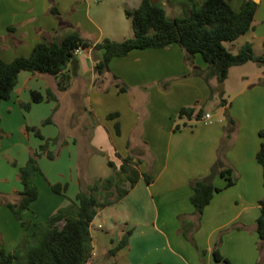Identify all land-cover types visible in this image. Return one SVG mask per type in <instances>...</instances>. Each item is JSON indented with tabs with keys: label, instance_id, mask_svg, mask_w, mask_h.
I'll return each mask as SVG.
<instances>
[{
	"label": "crops",
	"instance_id": "0c3cea01",
	"mask_svg": "<svg viewBox=\"0 0 264 264\" xmlns=\"http://www.w3.org/2000/svg\"><path fill=\"white\" fill-rule=\"evenodd\" d=\"M125 1L131 5L129 9L141 2ZM229 1L239 10L244 0ZM256 1L252 28L225 42L233 53L247 42L253 44L256 54L264 53V0ZM172 2H183L184 9L189 8L188 0ZM98 4L96 0H0L1 57L12 61L16 56H28L37 43L62 39L76 29L94 43L101 41L107 36V18L93 16L92 8ZM52 6H57L59 15L51 12ZM87 53L85 61L77 60L76 70L72 63L65 66V70H72L67 89H59L55 75L22 70L11 97L0 102V128L8 134L0 138L1 193L12 201L18 199L23 189L19 167L46 139L49 150H59L54 158L46 153L39 158L41 170L35 176L39 197L22 212L23 218L31 221L29 228L0 203V248L3 245L13 251L34 231L35 222L50 219L77 201L82 182L103 177L92 175L91 158L101 152L98 143L104 139L113 151L109 161L114 168L119 169L129 154L135 161L141 160L134 165L140 178L122 200L96 214L91 224L92 253L85 264H226L214 256L219 238V249L231 264H256L264 259V246L256 230L264 198L263 167L256 157L263 143L264 66L254 61L232 66L222 87L216 77L207 82L193 74L178 43L135 48L116 56L110 62L111 72L102 76L95 67L102 50ZM194 62V67L208 66L200 53ZM83 64L92 68L88 81L81 74ZM112 73L128 84L127 91L119 90ZM48 88L57 94V100L33 101L32 90L46 94ZM222 98L225 105L220 104ZM21 102L31 103L30 109ZM184 106L211 113V123L195 116H179ZM112 112L119 115L109 118ZM50 116L53 122L43 124ZM177 124L181 128L176 129ZM27 126L39 127L45 139ZM222 144L225 163L233 168L236 182L225 187V177H215V184L224 188L205 207L194 232V244L182 233L179 216L197 219L190 198L191 180L210 172ZM12 159L19 161L17 166L11 164ZM144 173L151 175L150 183ZM54 184L62 185L61 192L53 190ZM129 230L128 244L112 254L111 249Z\"/></svg>",
	"mask_w": 264,
	"mask_h": 264
},
{
	"label": "trees",
	"instance_id": "16d2710c",
	"mask_svg": "<svg viewBox=\"0 0 264 264\" xmlns=\"http://www.w3.org/2000/svg\"><path fill=\"white\" fill-rule=\"evenodd\" d=\"M188 4L187 12L171 18L162 2L141 0L136 8L126 9V15L132 20L134 36L123 40L104 37L101 41L94 43L83 37L76 29L64 35L62 39L37 43L28 56H16L12 61H5L0 55V102L11 97L22 70L55 75L59 89H67L72 79V70L71 68L65 70V66L76 58L77 48L86 51L102 50V57L95 64L97 74L100 76L111 72L110 62L116 56L127 55L135 48L165 47L171 43H178L183 48L186 61L193 67L192 73L202 76L207 82L210 78L216 77L218 82L223 83L232 66L248 61L264 66V53L256 54L251 42L245 43L237 53H233L225 45V42L237 39L252 28L258 9L256 0H244L239 10H236L229 0L203 2L188 0ZM51 12L55 15L60 14L57 6H52ZM197 53H200L207 61L206 69L194 67ZM112 78L120 91L128 90V84L121 77L112 73ZM32 99L35 102H41L45 99L57 100L58 96L51 88H48L46 94L32 90ZM226 102V99L222 98L220 104L225 105ZM21 104L26 109L31 107L29 102H21ZM225 113L229 121L235 123V119L228 111ZM118 115V112H112L108 117L114 118ZM183 115L201 119L204 109L184 106L179 111V116ZM51 122H53L52 116L46 118L43 124ZM115 126L120 133L119 122ZM175 128L179 129L181 125L177 124ZM27 129L45 139L39 127L27 126ZM260 134L263 137V143L256 157L263 167L264 176V128ZM2 137L3 134L0 133V138ZM49 142V139H46L39 149L30 153L26 164L19 167L23 189L19 191L18 199L12 201L7 194L0 192V203L6 204L26 228L30 227L31 221L25 220L22 212L30 208L32 202L39 197V187L35 180L36 174L41 170L39 158L44 153L51 158L57 154L48 149ZM224 149L225 145L222 144L218 150L217 159L207 175L191 180L193 192L190 198L197 219L192 220L186 215L179 216L182 221V233L194 244V232L200 226L205 207L211 202L215 193L224 188L215 184V177L218 174L225 177V187L232 186L236 182L233 168L225 163ZM138 162L141 160L135 161L133 155L129 154L123 159L119 169L108 177H99L89 183L82 182L77 201L61 209L50 219L35 222L34 231L26 234L13 251H7L2 245L0 264L12 261L18 264H85L92 253L91 224L96 214L100 209L122 200L137 184L140 173L134 165ZM13 163L17 165L16 161ZM108 163L114 166L111 160ZM144 177L147 182L152 181L149 173H144ZM124 183H128V186H124ZM52 188L56 192H61L62 185L54 184ZM260 204L261 214L257 219L256 230L264 246V198L260 200ZM131 232L129 230L123 234L119 242L111 249L112 254L128 244ZM220 243L221 238L214 247L215 258L231 264V261L221 253ZM256 264H264V259Z\"/></svg>",
	"mask_w": 264,
	"mask_h": 264
},
{
	"label": "rangeland",
	"instance_id": "374dc122",
	"mask_svg": "<svg viewBox=\"0 0 264 264\" xmlns=\"http://www.w3.org/2000/svg\"><path fill=\"white\" fill-rule=\"evenodd\" d=\"M99 1L98 6L92 8L93 16L95 17H106L105 26L107 28V36L114 40H123L125 38H129L134 36V28L132 24V20L126 15V9L130 8L125 3V0H96ZM167 2V5L165 4V7L168 10V14L173 17L176 16L175 14L183 15L185 12H187V9H184L185 6L183 5V2H172L173 0H165ZM162 0L161 2H165ZM130 4V2L128 3ZM104 38V37H103ZM94 55V54H92ZM88 57L87 51L81 52L78 56H76L77 59L81 61H85ZM81 74L85 76L86 80L88 81V78L92 75V68L87 65H82ZM99 81V80H98ZM97 81V83H99ZM213 109V108H212ZM215 110V109H214ZM1 120V119H0ZM0 133L3 134V136H7L3 129L0 128ZM100 143L98 148L101 150V152L94 153L91 158L93 165L92 169V175L93 176H103L108 177L113 172L116 171L117 168H114L109 165L108 161L109 159L114 157L113 151L107 147V142L103 140L99 141ZM101 144V145H100ZM55 153H58V147L53 149ZM144 152V151H143ZM139 155V154H138ZM7 158L10 160L11 157ZM18 160L20 158L18 157ZM13 161L18 162L17 160H11V164L13 166H17L13 163ZM124 186H128V183H124ZM9 198V195H8ZM63 223V222H62Z\"/></svg>",
	"mask_w": 264,
	"mask_h": 264
},
{
	"label": "built area",
	"instance_id": "2783aa9c",
	"mask_svg": "<svg viewBox=\"0 0 264 264\" xmlns=\"http://www.w3.org/2000/svg\"><path fill=\"white\" fill-rule=\"evenodd\" d=\"M83 50L81 48H77L75 50V55L78 56ZM211 118H212V115L211 113L207 112L205 113L202 118L200 119L202 122L204 123H211ZM102 227V225H100Z\"/></svg>",
	"mask_w": 264,
	"mask_h": 264
},
{
	"label": "water",
	"instance_id": "95a60500",
	"mask_svg": "<svg viewBox=\"0 0 264 264\" xmlns=\"http://www.w3.org/2000/svg\"><path fill=\"white\" fill-rule=\"evenodd\" d=\"M77 58H74L73 60H72V65H73V70H76L77 69ZM221 85H222V87H223V83H221Z\"/></svg>",
	"mask_w": 264,
	"mask_h": 264
}]
</instances>
